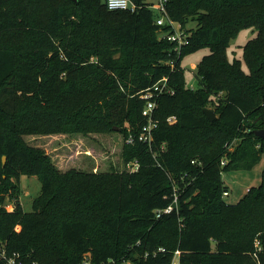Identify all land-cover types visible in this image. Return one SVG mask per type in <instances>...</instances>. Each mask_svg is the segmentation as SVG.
<instances>
[{
	"label": "trees",
	"instance_id": "16d2710c",
	"mask_svg": "<svg viewBox=\"0 0 264 264\" xmlns=\"http://www.w3.org/2000/svg\"><path fill=\"white\" fill-rule=\"evenodd\" d=\"M105 1L0 0V264L15 254L25 264H170L176 250L180 264H264V170L237 203L222 185L224 170L264 158V0H167L184 44L167 39L173 27L157 24L147 0H131L135 10ZM245 28L257 32L247 71L227 53ZM202 48L192 88L182 61ZM164 77L174 93L157 98L158 126L140 141L141 94ZM116 125L121 166L109 172H60L24 138ZM23 174L42 183L31 211Z\"/></svg>",
	"mask_w": 264,
	"mask_h": 264
},
{
	"label": "rangeland",
	"instance_id": "374dc122",
	"mask_svg": "<svg viewBox=\"0 0 264 264\" xmlns=\"http://www.w3.org/2000/svg\"><path fill=\"white\" fill-rule=\"evenodd\" d=\"M152 3V10L155 17L160 16V0H147ZM177 26L178 23H176ZM180 33L184 30L178 28ZM257 34L255 28H245L235 36L230 43L227 53L230 60L239 58L242 60L243 68H248L244 61V46ZM210 52L208 48H202L196 52L187 54L182 65L185 70L187 85L198 88L199 82L196 77L200 60ZM211 108V107H210ZM115 130L112 133H30L24 135L25 140L33 146L42 148L50 157L56 168L60 172L70 170L83 172H109L111 167L121 164V148L123 144V134ZM118 131V132H117ZM121 166V165H120ZM264 170V158L251 169H227L222 173L223 189H227L229 194L224 196L227 203H237L248 191L249 188L259 186L262 182V172ZM20 200L25 210H33V201L40 195L42 183L37 175H21L20 178ZM6 207L9 210L14 208L11 199H7ZM123 264H133L130 261ZM176 264L178 262L176 261Z\"/></svg>",
	"mask_w": 264,
	"mask_h": 264
},
{
	"label": "built area",
	"instance_id": "2783aa9c",
	"mask_svg": "<svg viewBox=\"0 0 264 264\" xmlns=\"http://www.w3.org/2000/svg\"><path fill=\"white\" fill-rule=\"evenodd\" d=\"M166 1L167 0H160L159 2L158 9L160 12V16L157 17L156 22L161 26L167 24L171 25L174 31L172 33L167 34V39L170 41H177L179 44H184L186 43V38H185L186 35L183 32L182 33L179 32L178 30L179 26L176 25L177 22L172 20V18L168 14L165 5ZM105 2L110 10H120V9L135 10V4H133L131 0H106ZM164 92L170 94L174 93V89L168 87L167 77H164L159 82H157L153 87L148 88L141 94V97L146 99V105L144 106L142 113L145 116L147 122L142 126V129L140 130V134L138 135L140 141L150 142L153 138V130L158 126V119L155 118V110L157 108V98L160 97ZM175 120H176L175 116H170L168 118V121L171 123L174 122ZM134 141L135 138L132 135H130L128 137L127 142L134 143ZM194 162L195 160H193V163ZM138 166H139L138 161H134L128 164V167L131 170H136ZM228 194H229L228 191L224 192L225 196ZM177 204H178V200L176 197L174 203L168 206L164 211L171 212L173 209V205L177 206ZM160 214L161 213L158 212V215ZM159 250L165 251V248L161 247ZM180 254H181L180 250H176L173 261L170 264H176V261L178 262V264H180L179 262ZM2 256L6 257L5 252H3ZM6 264H25V262L20 254H15L7 257ZM86 264H89V262H87Z\"/></svg>",
	"mask_w": 264,
	"mask_h": 264
},
{
	"label": "water",
	"instance_id": "95a60500",
	"mask_svg": "<svg viewBox=\"0 0 264 264\" xmlns=\"http://www.w3.org/2000/svg\"><path fill=\"white\" fill-rule=\"evenodd\" d=\"M204 112L207 114L210 120H214L215 118H217V113L213 108H205ZM114 129L119 130V127L115 126ZM255 134L257 136H260L261 138H264V129L255 130ZM5 159L6 157L4 156L3 157L4 162H5Z\"/></svg>",
	"mask_w": 264,
	"mask_h": 264
}]
</instances>
